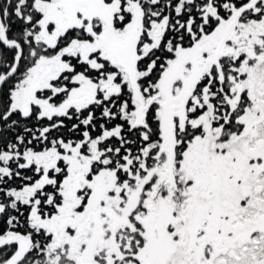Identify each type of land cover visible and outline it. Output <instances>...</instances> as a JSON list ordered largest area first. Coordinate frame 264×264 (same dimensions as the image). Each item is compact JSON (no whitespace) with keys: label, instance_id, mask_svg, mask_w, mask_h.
Returning <instances> with one entry per match:
<instances>
[{"label":"snow or ice","instance_id":"snow-or-ice-1","mask_svg":"<svg viewBox=\"0 0 264 264\" xmlns=\"http://www.w3.org/2000/svg\"><path fill=\"white\" fill-rule=\"evenodd\" d=\"M0 264H264V0H0Z\"/></svg>","mask_w":264,"mask_h":264}]
</instances>
